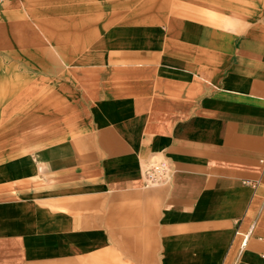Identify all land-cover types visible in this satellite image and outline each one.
Instances as JSON below:
<instances>
[{"label":"crops","instance_id":"0c3cea01","mask_svg":"<svg viewBox=\"0 0 264 264\" xmlns=\"http://www.w3.org/2000/svg\"><path fill=\"white\" fill-rule=\"evenodd\" d=\"M0 92V264H264V0H5Z\"/></svg>","mask_w":264,"mask_h":264},{"label":"built area","instance_id":"2783aa9c","mask_svg":"<svg viewBox=\"0 0 264 264\" xmlns=\"http://www.w3.org/2000/svg\"><path fill=\"white\" fill-rule=\"evenodd\" d=\"M5 0H0L3 2ZM173 174V168L170 162L165 158L151 157L145 164L144 179L149 186H157L160 184L168 183L171 181ZM253 225L249 227V230L245 233H240V248H244L247 245L248 238L252 233ZM239 234V231L236 232Z\"/></svg>","mask_w":264,"mask_h":264},{"label":"rangeland","instance_id":"374dc122","mask_svg":"<svg viewBox=\"0 0 264 264\" xmlns=\"http://www.w3.org/2000/svg\"><path fill=\"white\" fill-rule=\"evenodd\" d=\"M1 93V95H5V92H0ZM11 95V94H10Z\"/></svg>","mask_w":264,"mask_h":264}]
</instances>
